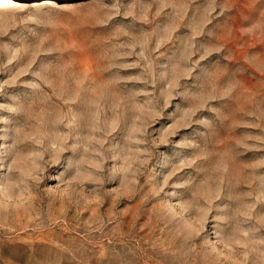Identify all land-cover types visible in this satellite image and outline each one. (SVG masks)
I'll list each match as a JSON object with an SVG mask.
<instances>
[{
  "label": "rangeland",
  "instance_id": "1",
  "mask_svg": "<svg viewBox=\"0 0 264 264\" xmlns=\"http://www.w3.org/2000/svg\"><path fill=\"white\" fill-rule=\"evenodd\" d=\"M0 264H264V0H0Z\"/></svg>",
  "mask_w": 264,
  "mask_h": 264
}]
</instances>
